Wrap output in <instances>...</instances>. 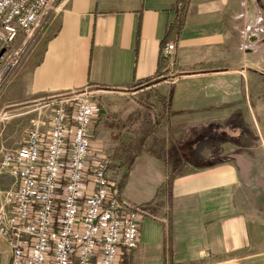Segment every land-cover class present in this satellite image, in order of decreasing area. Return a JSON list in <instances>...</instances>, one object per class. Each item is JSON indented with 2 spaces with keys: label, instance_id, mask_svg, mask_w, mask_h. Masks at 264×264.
<instances>
[{
  "label": "crops",
  "instance_id": "crops-1",
  "mask_svg": "<svg viewBox=\"0 0 264 264\" xmlns=\"http://www.w3.org/2000/svg\"><path fill=\"white\" fill-rule=\"evenodd\" d=\"M57 2L49 36L4 86L8 108L88 87L108 103L119 90L155 80L167 61L163 48L176 45L169 127L187 139L186 163L179 167L172 153L185 140L172 136L166 155L151 151L123 105L108 103L93 120L94 145L110 158L119 197L150 214L124 264H264V88L251 72L258 57L244 50L252 27H244L241 0H188L180 16L179 0ZM209 64L213 72L194 70ZM191 81H203L205 94L197 96ZM208 91L225 99L208 103ZM206 107L219 113L218 123L198 120ZM199 139L217 143L219 154L196 150ZM0 177L9 190L13 178Z\"/></svg>",
  "mask_w": 264,
  "mask_h": 264
},
{
  "label": "built area",
  "instance_id": "built-area-1",
  "mask_svg": "<svg viewBox=\"0 0 264 264\" xmlns=\"http://www.w3.org/2000/svg\"><path fill=\"white\" fill-rule=\"evenodd\" d=\"M57 1L0 0V44L9 47L21 35L28 41ZM162 53L174 63L176 45L167 43ZM12 56L14 69L18 54ZM41 108L47 124L29 131L24 146L1 162L0 172L14 180L0 193L6 264H124L150 214L121 199L109 177L111 161L94 145L91 93L52 96Z\"/></svg>",
  "mask_w": 264,
  "mask_h": 264
},
{
  "label": "rangeland",
  "instance_id": "rangeland-1",
  "mask_svg": "<svg viewBox=\"0 0 264 264\" xmlns=\"http://www.w3.org/2000/svg\"><path fill=\"white\" fill-rule=\"evenodd\" d=\"M241 2L243 3L244 10V27L245 29L252 27V29L244 35L245 39H247L245 43L243 40V44H245L244 50L246 53L248 52V56L256 54L255 56L258 57V60L254 61L257 64L253 67L256 68L257 71L251 70V72L258 75L256 78L258 79V83L260 82L261 84L260 88H264V0H241ZM249 2L252 4V8ZM57 4L58 2L45 14V17L42 19L41 23L32 33L30 42L26 40V35H22L21 38L19 37L16 42L9 47H3L0 44V74L3 68L8 64V59L13 57V54H18L16 57L18 61L16 67L12 69L8 76L5 77V79L0 83V168L5 152L14 151L23 147L29 131L36 128L37 125L41 128L47 124V119L45 117L46 111L41 108L43 102L17 105L8 108L5 106V101L3 99V90L4 86L10 81L12 74L21 66L23 62L22 59L27 55V53L35 48L34 46L38 41L49 36V31L53 25L51 24L52 19H56L57 14H54V12L57 9ZM252 35L257 36L258 38L257 42L253 44L251 43ZM249 65L252 66L251 64ZM204 68L205 69L200 66L194 68V70L201 73H210L215 70L212 64H209V66ZM196 73L197 72L189 73V75H194ZM178 76L177 69H175V67L173 68L171 62L166 61L161 68V74H159L155 80L138 82L132 86H129L126 90H119L118 92L122 94L111 95L116 99L114 98L108 102L115 105H123L121 108V111H123L122 116H128L129 120L140 122V128L137 129L138 133L140 134L139 137H137L139 141H141L143 144H146V146L151 151L163 155H166L165 152H167L168 148H170V138L172 136H176L178 139L180 138V141L185 140L186 142L187 140L182 137L183 132L180 130L178 132L174 128V131L172 130L173 132H171L169 127L170 108L166 109L165 107L170 101V88L175 83V80L178 78ZM185 76H187V74H185ZM191 83L196 84L197 96L205 94L204 89H200V85L204 84L203 81H191ZM85 89L91 93L92 102L98 107L97 117H99L100 108H105L106 104L108 103H106L104 100L102 101L99 95H95L94 88L88 87ZM96 90L115 91L106 89ZM207 93L210 94L209 91ZM211 95L212 94H210V96ZM224 96L225 95L223 93L215 94V96L212 95L210 97L211 101L208 99L209 101L207 102L218 104V100H220V98L221 100L225 99ZM211 109L214 108L206 107L205 112L200 113L198 120L202 119L207 123H218L219 113L214 112V110L209 111ZM116 115H119V113ZM229 116L231 115L229 114ZM178 146L183 157L188 159L189 154L191 156L193 155L191 151L190 153L188 152L187 142H182V144H178ZM197 149L203 154H219L220 152V147L217 143L213 145L208 143L205 144L203 140L200 139L197 141L196 150ZM128 165L129 162H127V166ZM1 173L7 174L5 172ZM3 189L4 188L0 190V193L7 191V189ZM262 203L263 201H261V204ZM143 220L144 219L141 220L140 224L143 222ZM263 244L264 242H261V245ZM8 254V245L1 243L0 264H5L8 259Z\"/></svg>",
  "mask_w": 264,
  "mask_h": 264
},
{
  "label": "trees",
  "instance_id": "trees-1",
  "mask_svg": "<svg viewBox=\"0 0 264 264\" xmlns=\"http://www.w3.org/2000/svg\"><path fill=\"white\" fill-rule=\"evenodd\" d=\"M187 1L188 0H179V16L181 15V11L184 10L186 4H187ZM145 82V81H144ZM170 102V103H169ZM168 102V104L165 106L166 109L167 108H170L171 107V104H172V97H170V101ZM172 153L176 154L179 156V160L177 161L178 164H179V167L182 166V164L186 163L187 162V158H183L182 157V152L179 150V146L178 145H175V147L172 149ZM176 162V163H177ZM179 168L177 167H174V169L172 170L173 172L171 173V175L169 176V179L167 181V184L166 186L167 187H170L171 183H172V179L174 177V175L177 173ZM126 179V177L124 178ZM122 188V184L119 185V190Z\"/></svg>",
  "mask_w": 264,
  "mask_h": 264
},
{
  "label": "bare ground",
  "instance_id": "bare-ground-1",
  "mask_svg": "<svg viewBox=\"0 0 264 264\" xmlns=\"http://www.w3.org/2000/svg\"><path fill=\"white\" fill-rule=\"evenodd\" d=\"M11 70H12V64L11 63H9L8 65H6L3 68V70L0 74V83L5 79L6 76H8V74L11 72Z\"/></svg>",
  "mask_w": 264,
  "mask_h": 264
}]
</instances>
